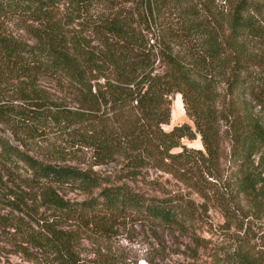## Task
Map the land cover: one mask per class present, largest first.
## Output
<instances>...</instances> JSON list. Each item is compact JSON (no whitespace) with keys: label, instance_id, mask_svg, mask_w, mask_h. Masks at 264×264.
I'll list each match as a JSON object with an SVG mask.
<instances>
[{"label":"trees","instance_id":"1","mask_svg":"<svg viewBox=\"0 0 264 264\" xmlns=\"http://www.w3.org/2000/svg\"><path fill=\"white\" fill-rule=\"evenodd\" d=\"M177 92L193 126L164 129ZM0 124V166L23 171L34 204L1 186L0 200L35 222L0 215V264H128L82 254L81 242L128 213L192 243L186 262L164 260L160 245L143 264H264V0H0ZM43 128L90 148L94 164L113 162L112 174L32 155L4 132L21 130L26 144ZM195 133L201 147L180 142ZM148 167L212 201L217 241L194 234L206 204L154 177L143 182L159 195L121 181ZM58 187L88 195L66 199ZM46 209L83 224H55Z\"/></svg>","mask_w":264,"mask_h":264},{"label":"rangeland","instance_id":"2","mask_svg":"<svg viewBox=\"0 0 264 264\" xmlns=\"http://www.w3.org/2000/svg\"><path fill=\"white\" fill-rule=\"evenodd\" d=\"M13 20L14 19L9 18L6 20L7 27L16 32H24L23 27L20 26L21 22ZM16 25H18V28ZM39 83L45 90L60 96L63 95L56 90V85L52 79L41 77ZM13 102L16 101L13 100ZM169 107L171 116H169L167 123L161 124L164 129H169L173 124L180 122H187L190 126H193L190 118L184 113L182 101L178 92L171 95ZM0 128H3L1 124ZM57 130L58 129L52 130L50 128H43L26 144L21 143V139L24 138L20 133L22 132L21 130H17L18 132L16 135H13L8 129H4V132L10 140L14 143L18 142L21 148L27 149L32 155H36L43 159L51 158L53 160L69 162L82 167H92L102 174H112L113 169L116 167L113 162L108 161L94 164V156L90 148L78 144L71 135L65 133L59 135V133L56 132ZM180 142L186 146L201 147L198 133H195V137L190 139L185 136L181 137ZM142 171V177L141 174L132 177H123L121 181L130 184L135 189L144 193V195H159L161 194L160 191L146 187L143 182V178L146 179L148 176L154 177L158 180L160 186H163L166 190H169V192H182L193 197L195 201L206 204V209L202 216L203 221L195 228L194 234L202 238L206 244L215 242L220 238L221 228L219 226L223 222V217L211 200H205L199 196L198 192L193 188L175 179L166 172L155 170L151 167L144 168ZM22 176L23 171H10L9 173V171H6V168L0 166V186L2 190L5 191L11 199L14 198V192H19L27 197V205H33L34 201H32L30 195L32 190L24 184ZM210 181L216 183L215 178H211ZM56 190L64 198L70 200H81L88 195L85 192L76 189L71 190L68 187H58ZM39 210H42V207H40ZM10 212L21 216V222L23 224L30 222L31 224H35L28 214L23 211H17L16 209L10 210V206L3 200H0V215L8 216ZM44 214H49V219L56 220L55 224H83L76 218L59 215L56 211H52L51 209H46ZM32 216L36 217L37 215L32 214ZM0 224L2 223L0 222ZM101 224H106L104 229L97 231L96 234L87 233L84 235L85 237L81 239V242L84 245L86 244V249L83 250L82 254L92 256L93 253H96L95 251H98L100 254H104L109 258H114L119 261L120 259L124 260L125 263L128 264H143L147 258L152 255L156 256L157 248L161 245L165 248L166 252L165 256L167 259L164 260L177 263L190 260L188 255L189 251L185 246H192V243L189 241L187 235H181L177 231L168 229L161 230L157 228L153 231V228L149 225L151 223L142 220L136 214L128 213L119 216H107L102 220ZM252 230L254 234L260 233L257 223L253 225ZM154 232L156 233L154 234ZM0 252L4 253V251ZM98 252L97 254H99ZM197 253L201 257L204 256L202 248H197ZM158 257L159 256L155 258ZM10 258L17 259V255L12 254ZM21 262L23 264H28L26 261L21 260Z\"/></svg>","mask_w":264,"mask_h":264}]
</instances>
